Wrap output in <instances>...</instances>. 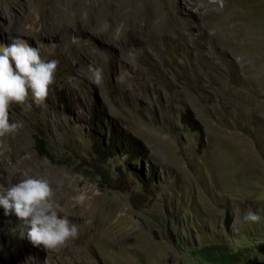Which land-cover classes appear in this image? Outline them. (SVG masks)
Segmentation results:
<instances>
[{
  "label": "rangeland",
  "instance_id": "374dc122",
  "mask_svg": "<svg viewBox=\"0 0 264 264\" xmlns=\"http://www.w3.org/2000/svg\"><path fill=\"white\" fill-rule=\"evenodd\" d=\"M17 38L59 64L44 104L10 106L0 186L46 179L80 234L47 250L19 219L0 264H264V0H0ZM96 127L144 154L96 156Z\"/></svg>",
  "mask_w": 264,
  "mask_h": 264
},
{
  "label": "clouds",
  "instance_id": "9594fccd",
  "mask_svg": "<svg viewBox=\"0 0 264 264\" xmlns=\"http://www.w3.org/2000/svg\"><path fill=\"white\" fill-rule=\"evenodd\" d=\"M58 64L55 59L44 60L39 48L31 47L24 39H14L9 46L0 45V145L3 138L14 136L23 128L22 122H10V106L25 105L30 110L32 103L44 104L50 86L55 83ZM89 72L92 83H103V69L89 66ZM30 97L32 103H29ZM54 196L49 182L43 178L26 177L8 188L0 186V206L5 215L14 213L28 224L29 240L47 250L63 247L80 234L77 225L67 215H61ZM85 198L80 194L74 201L82 204ZM244 219L258 222L260 216L249 210Z\"/></svg>",
  "mask_w": 264,
  "mask_h": 264
},
{
  "label": "trees",
  "instance_id": "16d2710c",
  "mask_svg": "<svg viewBox=\"0 0 264 264\" xmlns=\"http://www.w3.org/2000/svg\"><path fill=\"white\" fill-rule=\"evenodd\" d=\"M183 118L185 119L184 122L188 125L189 128H191L192 130L196 129L195 126L197 125V123L193 121L189 113H184ZM95 134L96 136L93 137L92 141V149L94 151V154L100 158L110 157L119 151H126L128 157H132L129 150H135L139 155H143L145 152L143 143L130 136L129 134L125 136L121 133H117L114 135L110 134L109 136H106L104 137V139H102L98 135V127H96ZM202 137L203 136L200 132L198 147H201ZM36 145L38 147V151H40L41 154H46L41 138H36Z\"/></svg>",
  "mask_w": 264,
  "mask_h": 264
},
{
  "label": "bare ground",
  "instance_id": "6f19581e",
  "mask_svg": "<svg viewBox=\"0 0 264 264\" xmlns=\"http://www.w3.org/2000/svg\"><path fill=\"white\" fill-rule=\"evenodd\" d=\"M18 224L19 218H17L14 213L5 215L3 207L0 206V243H2V246L0 245V248H2L3 251H6V248L4 247L7 243L6 235L9 233L12 235V237L10 238L11 241L14 235L13 230L15 228H18Z\"/></svg>",
  "mask_w": 264,
  "mask_h": 264
}]
</instances>
